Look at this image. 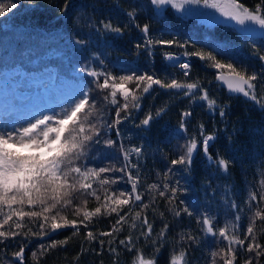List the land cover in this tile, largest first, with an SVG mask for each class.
I'll use <instances>...</instances> for the list:
<instances>
[{"label": "trees", "instance_id": "trees-1", "mask_svg": "<svg viewBox=\"0 0 264 264\" xmlns=\"http://www.w3.org/2000/svg\"><path fill=\"white\" fill-rule=\"evenodd\" d=\"M0 2L7 3L8 0ZM241 2L254 7L259 0ZM16 3V9L0 18V78L6 74L32 76L51 70L55 85L71 83L91 89L90 95L97 101L98 108L106 109L103 120L107 122L116 119V110L111 105H105V93L97 89L93 78L81 69L106 70L117 76L131 74L135 70L138 74H154L162 80L175 78L197 82L210 98L216 100V107L210 110L205 101L193 100L183 95L184 91L176 92L154 85L149 93L142 95L136 116H128L135 109L130 108L127 114L121 112V117L126 118L117 126L119 136L117 128L102 130L98 138L100 143L92 144L87 158L82 161L87 167H123L121 145L125 149H141L139 157L135 154L130 156L137 167L129 170L133 175L139 172V191L144 193L142 203L150 204L142 213L152 225V236L148 240L140 235L139 222L136 229L125 225L122 231L115 234L116 239L111 245L107 243L111 237H99L105 241L103 247L96 241L87 242L84 239L87 230L83 227L78 236H73L74 230L66 227L43 239L31 234L26 239L24 236L4 239L0 243V264H18L13 253L21 246L24 247V264H133L136 249L142 250L145 259H154L155 264H169L171 256L182 249L186 252L187 264H211L210 253L218 251L223 244L218 236L201 231L197 220L203 214L214 218L216 228L236 224L237 233L243 239L253 211L264 207L259 197L257 201L249 199L250 193L260 192V181L264 180V108L243 97L229 96L216 83L217 70L210 67L207 61L187 56L190 70L185 76L175 66L169 65L163 54L185 56V52L202 51L222 62L233 63L238 69L257 75L254 83L259 97L264 95V61L260 60V56H264V38L241 32L232 24L209 26L195 19L185 20L171 10L159 16L151 0H16ZM66 4L67 10L64 7ZM129 12L133 16L130 17ZM108 23L120 27L122 31H106L104 25ZM144 25L149 27L148 37L141 31ZM148 38L176 43L153 44L149 48L145 46ZM78 40L83 43L77 44ZM0 95L8 96L1 90ZM1 96L0 112L14 107L13 102L8 104ZM221 110L224 116L220 115ZM158 111L160 115H156ZM185 111L192 113L184 118L186 131L181 128L182 113ZM149 113L153 120L149 128L144 129L140 122ZM201 124L205 135L215 136L208 149L211 161L202 148H198L190 168L184 165L173 168L171 160L183 154L190 138L195 136L202 141ZM107 139L115 141L113 147L104 144ZM220 158L229 161L227 172L218 167L216 161ZM169 169L173 170L169 172ZM106 178L120 181L112 186L117 190H130L125 174L112 172L106 174ZM164 183H168L170 188H179L171 205L166 199L170 192H166L165 197H159L157 193L147 191L151 184H157L163 190ZM88 200L89 209L97 206L93 198ZM184 207H188L193 215L181 211L177 217L170 210H182ZM127 210L125 208L121 215ZM68 216L69 219L75 218L71 210H68ZM236 216L240 217L239 221H236ZM116 218L115 214L94 218L90 229L94 233L109 231ZM165 224L168 227L161 241L157 234ZM255 230L259 243L264 245V221L257 220ZM33 231L39 232L40 229L33 226ZM129 232L135 244L131 252L119 244ZM69 237L67 245H58L41 253V244L47 246L53 239ZM110 248H115L116 252L113 253ZM237 249L235 264H244L246 259H252L253 264H264V255L257 257L239 246ZM34 252L37 253L35 259L32 256ZM217 264L223 262L218 259Z\"/></svg>", "mask_w": 264, "mask_h": 264}, {"label": "snow or ice", "instance_id": "snow-or-ice-1", "mask_svg": "<svg viewBox=\"0 0 264 264\" xmlns=\"http://www.w3.org/2000/svg\"><path fill=\"white\" fill-rule=\"evenodd\" d=\"M151 4L158 10L159 16L164 15V9L168 6L175 9L177 13L185 15H187L188 6H196L214 9L225 20L234 21L240 25L245 32L254 33L256 28L264 30V0H259L254 7L246 6L240 0H151ZM17 6L16 0H8L7 3L0 2V18L5 17L7 12L16 9ZM64 7L67 10L68 5ZM128 15L131 17L133 13L129 12ZM104 29L115 33L122 31L120 27H114L110 23L105 24ZM141 31L145 37L149 36L148 25H144ZM260 35H264V31H261ZM76 43L81 44L83 41L78 40ZM160 43L172 45L176 42L153 41L151 38L145 40V46ZM137 47L139 48L140 45L138 44ZM185 55L197 56L200 60L207 61L210 67L217 70L216 79L226 85L230 93L242 95L264 108V95L257 96V85L254 81L258 77L255 73L249 74L244 69H238L233 63L222 62L210 53L196 51L185 52ZM166 59L171 61L176 57L166 54ZM260 60L264 61V56H260ZM179 67L187 76L190 65L180 63ZM81 71L92 77L96 88L105 93L103 101L105 105L115 108L116 119L111 122L104 121L103 114L106 109L98 108L97 101L90 95L91 89L82 88L64 105H61L58 112H38L22 123L0 124V243H3L4 239L16 236H24L26 239L29 234L43 239L66 227L74 230L73 236H78L83 227L87 230L84 239L89 243L96 241L100 247H103L105 241L99 237H111L112 239L107 242L111 245L116 239L115 234L122 231L125 225L129 229H136L137 222L141 228L140 235L148 240L152 236V225L148 222L147 216H142V213L146 212L150 204L142 203L144 193L139 191V172L133 175L129 170L137 167L131 162L130 156L135 154L139 157L141 149L139 147L125 149L121 145V153L125 162L123 167H87L82 161L87 158L90 146L100 143L98 138L102 130L117 128L126 118V116L121 117V112L127 114L130 108L138 110L142 95L149 93L154 85L176 92L186 90L183 95L193 100L205 101L210 110L216 107V100L210 98L207 91L201 89L197 82L189 83L175 78L162 80L154 74L148 72L138 74L135 70L131 74L119 76L106 70L96 71L84 68ZM101 77H103L102 81ZM129 85H134V87H129ZM191 114L189 111L182 113L181 128L185 131L184 118ZM156 115H160V111ZM220 115L224 116L223 110L220 111ZM152 120L153 116L149 113L140 123L147 127ZM116 134L118 136L120 134L118 128ZM200 135L203 136L202 141H198L193 136L185 144L183 154L171 160L173 168L177 165L190 168L194 153L198 148H202L205 156L211 161L212 157L208 149L215 136L205 135L202 124ZM104 144L107 147H113L115 141L107 139ZM216 163L220 169L228 171V160L220 158ZM172 170L169 169V172ZM112 172L125 174L130 190H117L112 187L120 182L118 179L106 178V174ZM260 183V192L250 193V201H257L259 197V201L264 202V180ZM147 191L150 194L155 192L159 197H165V193L170 192L171 195L166 199L171 205L177 197L179 188H170L168 183H164L163 190H160L157 184H151ZM89 197L93 198L97 205L92 209L87 207ZM232 207H235L234 203ZM251 207L252 205L249 204V208ZM125 208L128 209L127 212L121 215ZM137 208H139L138 211ZM68 210H71L75 218L69 219ZM170 210L174 211L177 217L181 215V211L189 216L193 215L188 207L182 210L171 208ZM112 214H115L117 218L111 230L94 233L90 229L94 218ZM235 219L239 221L240 217L236 216ZM257 220L264 221V207H257L253 211L242 239L237 233L236 224L229 223L216 228L214 218L203 214L197 220V223L201 224V231L206 235L218 236L223 244L218 251L210 253L211 264H217L218 259L223 264H235L237 246L248 253H255L257 257L264 255V245L259 243L255 230ZM33 226H38L40 231L34 232ZM145 226L146 230H144ZM167 227L165 224L161 232L157 234L161 241ZM25 228L26 232L23 231ZM183 238L182 236L181 239ZM68 239L70 237L64 240L53 239L47 246L41 244V253L58 245H67ZM189 239L192 238L189 237ZM246 242L247 247L245 248ZM119 244L131 252L135 247L131 232L125 239L120 240ZM110 251L115 253L116 249L110 248ZM156 251L158 253L159 249ZM136 252L133 264H155L154 259L144 258L141 249H136ZM13 256L18 264H24V247L21 246L19 251L13 253ZM32 256L35 259L37 253H32ZM169 264H187L186 252L182 249L179 253H174ZM244 264H253V261L246 259Z\"/></svg>", "mask_w": 264, "mask_h": 264}, {"label": "rangeland", "instance_id": "rangeland-1", "mask_svg": "<svg viewBox=\"0 0 264 264\" xmlns=\"http://www.w3.org/2000/svg\"><path fill=\"white\" fill-rule=\"evenodd\" d=\"M188 7L189 8L186 9L187 15L183 13H177L176 10L172 9L170 6L164 9V13L167 10H171L182 16V18L185 20L195 19L196 21L209 26L219 23L232 24L239 30L241 29L240 25H237L234 21L225 20L224 17H221L214 9H205L203 7L196 6ZM155 10L158 12L156 8ZM240 31L245 32L243 30ZM147 47L150 48V46ZM166 54H171L176 57V59L170 61L166 59ZM163 59L168 64L178 65L177 69L182 73L184 70L179 67L180 63H188L190 65V60L186 55L184 56L177 53H164ZM33 76L35 77H32V80L29 77H21L18 74L16 76L6 74L0 78V90L8 94V96H0L2 98L5 97L4 99L8 101L6 103L10 104L13 102V104H15L14 109H4L0 112V124L22 123L27 119L32 118L38 112H58L61 105H64L68 100L71 99L73 95L77 94L80 89L83 88L80 85L71 83L55 85L51 81V72L39 73L38 75ZM8 97H10V100ZM139 109H135L134 112L128 114V116L133 114H135L133 116H136Z\"/></svg>", "mask_w": 264, "mask_h": 264}, {"label": "water", "instance_id": "water-1", "mask_svg": "<svg viewBox=\"0 0 264 264\" xmlns=\"http://www.w3.org/2000/svg\"><path fill=\"white\" fill-rule=\"evenodd\" d=\"M224 24H225V23H224ZM240 30H242V28H241ZM261 31H264V30H260L259 28H256L255 32H254V33H251V34H252V35H255V36H258V37H261V38H264V35H260ZM245 33H249V32H245ZM263 66H264V62H263ZM215 81H216V83H217L218 85H220V86H221V87L227 92V94H228L229 96H233V97H235V96H236V97H243L242 95H238V94L230 93V92L228 91L226 85L222 84V82L218 81L217 79H216ZM168 90H170V89H168ZM171 91H174V90H171ZM182 91H186V90H181L180 92H182ZM243 98H245V97H243ZM245 99L248 100L247 98H245ZM248 101H250V100H248ZM143 128H144V129H148L149 126H147V127L143 126ZM197 152H198V149H197V151L194 153V156H193V157L196 156Z\"/></svg>", "mask_w": 264, "mask_h": 264}, {"label": "bare ground", "instance_id": "bare-ground-1", "mask_svg": "<svg viewBox=\"0 0 264 264\" xmlns=\"http://www.w3.org/2000/svg\"><path fill=\"white\" fill-rule=\"evenodd\" d=\"M169 65H172V64H169ZM172 66H175V67L177 68V66H178V65H176V64H173Z\"/></svg>", "mask_w": 264, "mask_h": 264}]
</instances>
